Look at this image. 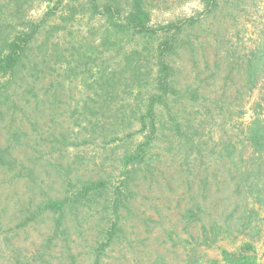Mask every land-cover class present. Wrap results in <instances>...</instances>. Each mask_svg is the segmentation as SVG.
Wrapping results in <instances>:
<instances>
[{"label":"trees","instance_id":"obj_1","mask_svg":"<svg viewBox=\"0 0 264 264\" xmlns=\"http://www.w3.org/2000/svg\"><path fill=\"white\" fill-rule=\"evenodd\" d=\"M46 1L33 20L29 0H0L8 264H176L170 247L200 264L209 260L199 246L247 232L242 246L253 248L264 206V37L244 52L218 28L212 41L226 44L210 56L201 34L241 0H201L197 14L156 25L146 0ZM85 14L104 23L96 38L76 40L69 26ZM252 91L261 96L249 121L227 128ZM151 194L165 201L153 205ZM220 253L224 263L260 264Z\"/></svg>","mask_w":264,"mask_h":264},{"label":"rangeland","instance_id":"obj_2","mask_svg":"<svg viewBox=\"0 0 264 264\" xmlns=\"http://www.w3.org/2000/svg\"><path fill=\"white\" fill-rule=\"evenodd\" d=\"M47 3L46 0H29L25 10L26 17L33 20L39 19L46 11ZM146 7L150 12V23L156 25L159 23H166L170 20L193 16L202 10L203 4L201 0H146ZM59 15L60 11H57L55 15L51 16V20L59 21ZM211 21L214 25L207 31L201 32L202 36L208 37L211 41V44L206 45L207 53L210 56H212L214 52H222L226 44L213 43V35L218 28L225 31L227 35L226 41L230 39L240 50L246 52L256 40L260 37H264V0H241L237 8L230 9V11L218 10V13L213 14ZM103 23V19H101L100 16L89 17L85 14L77 16L69 27L74 31L75 39L80 40V38L84 36L96 38ZM58 36L57 39L62 42L70 38L66 30L60 31ZM216 46L217 51L214 49ZM262 81L264 82V77ZM244 96L245 98L243 100H238L239 103H244V114L240 117L232 114V122L226 121L227 128H230L233 125L231 123H235V121H242L243 123L249 121L250 117L253 115V104L261 95L258 91H252L248 96ZM262 114H264V109L262 110ZM222 121L221 117L213 123V131L211 133L214 138L218 137V132L214 130L223 125V123L221 124ZM98 148L99 145L93 144L87 149L83 148V150L85 149L90 157L95 154ZM71 149L72 147H70V150ZM78 152H81L80 149ZM89 167H91V165H89ZM115 167L116 166H114V168ZM114 172L116 171L114 170ZM155 196L156 194L149 195L153 205H161V203L165 201L163 198L161 200L155 199ZM165 198L168 197L165 196ZM166 203L169 204L171 201H167ZM258 210L259 216L256 222L259 225V235L254 236L252 239L253 248L248 250L242 246L243 243L250 241V236L247 234L248 232L246 234H234L225 238H218L216 243L211 247H204L202 245L198 247V251L203 255V259L213 261L209 262L204 260L200 264H228L224 263L222 260L220 253L222 249L234 252L240 251L252 256L255 262L264 264V206ZM162 211L170 215H175L177 213V210L174 208L172 211L165 209ZM174 218L175 217L171 219ZM34 233V231H31L32 235H34ZM170 249L171 251L169 254L172 257H176V264H184L181 262L182 256H180L177 247L176 250L173 247H170ZM3 256L4 253H0V264H8L6 258Z\"/></svg>","mask_w":264,"mask_h":264}]
</instances>
